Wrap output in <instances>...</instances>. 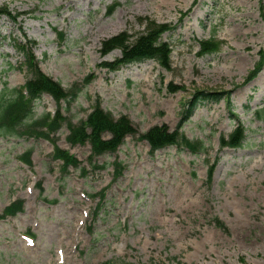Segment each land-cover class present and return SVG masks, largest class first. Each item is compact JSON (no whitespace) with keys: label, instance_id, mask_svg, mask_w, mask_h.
Returning <instances> with one entry per match:
<instances>
[{"label":"rangeland","instance_id":"rangeland-1","mask_svg":"<svg viewBox=\"0 0 264 264\" xmlns=\"http://www.w3.org/2000/svg\"><path fill=\"white\" fill-rule=\"evenodd\" d=\"M0 5L14 16L0 15L2 93L27 76L14 42L34 41L40 69L61 86L92 76L69 106L60 102L67 120L85 118L98 99L114 116L127 115L137 131L113 153L97 156L105 166L92 170L89 143L69 144L66 122L50 140L0 136V214L13 200L23 204L15 215L0 216V264H264V62L241 84L264 49V0H0ZM140 18L175 25L162 34L171 48L170 68L152 59L113 72L102 68V60L120 52L101 56L100 42L124 29L141 31ZM211 36L220 41L219 50L199 56L197 41ZM169 83L181 88L169 92ZM197 91L207 95L180 131L202 140L204 151L169 145L150 154L139 134L161 124L174 130L183 102ZM56 107L43 94L33 118ZM237 123L245 129L241 145L220 149L219 137ZM54 145L88 172L69 166L63 174L61 161L52 156ZM26 153L28 163L21 159ZM115 160L123 169L114 178Z\"/></svg>","mask_w":264,"mask_h":264},{"label":"trees","instance_id":"trees-1","mask_svg":"<svg viewBox=\"0 0 264 264\" xmlns=\"http://www.w3.org/2000/svg\"><path fill=\"white\" fill-rule=\"evenodd\" d=\"M117 4L111 5L108 8V13ZM1 14L14 18L6 6L0 5ZM138 20V23L143 26L141 31L129 33L124 29L104 38L100 42L99 52L101 56L115 49H118L120 52V56L113 60H102L100 62L102 68H105L107 71H116L128 63L140 62L147 59L157 61L163 68H170L171 48L168 42L162 41V34L172 30L175 25L157 22L149 18H140ZM58 36L62 39L63 33L59 32ZM197 43L199 45L197 52L199 56L216 52L220 46V41L213 36L200 39ZM14 45L23 55L21 66L24 67L27 76L23 85L13 87L8 94L2 93L3 90L0 91V136L44 137L46 139H53L51 134L54 135L66 122L68 128L66 140L71 145L89 143L90 154L87 157V162L90 169L104 167L105 163L98 164L96 157L116 151L126 136L137 133L129 117L125 114L114 116L110 111L102 108L100 102L96 99L85 118H81L75 123L70 122L60 111V102L64 101L69 106L71 101L78 97L82 87L91 81L92 76L86 75L81 83L74 82L65 88L40 69L37 59L32 52V46L35 45L34 41H29L27 44L15 41ZM258 54V60L254 63V67L248 71L241 84L254 78L261 69L264 62V49L259 51ZM179 88L181 86L169 83L167 89L169 92H175ZM43 94H49L56 101L57 108L54 113L44 112L38 115V117L33 118L34 103ZM202 95L207 94L199 91L194 92L193 96L189 98L190 100L183 102V116L174 130H169L165 124H161L153 125L145 132L139 134L138 137L140 139H145L148 142L150 154H153L157 149L169 145L184 146L193 153L204 151L205 145L202 140L189 139L180 131V127L187 119L190 110ZM244 131V127L240 123H237V126L230 133L219 137L220 148L224 146H240L245 138ZM52 156L62 161L61 171L63 174H67L69 166L79 169L82 175L88 172V169L81 165V161L57 145L54 146ZM21 159L27 163L29 162L27 153L23 154ZM112 166L114 177H117L122 172L123 165L119 160H115L112 162ZM208 175H211V167L208 170ZM99 194L102 199L104 197V190H101ZM97 207L99 208V206ZM22 208V200L16 199L3 208L0 216L15 215ZM216 224L221 225L218 220ZM107 264H110V262H107Z\"/></svg>","mask_w":264,"mask_h":264}]
</instances>
